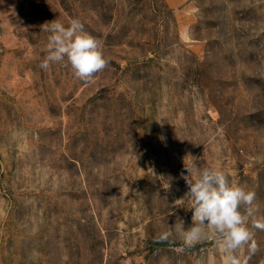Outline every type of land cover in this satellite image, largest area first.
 Masks as SVG:
<instances>
[{
    "label": "rangeland",
    "instance_id": "obj_1",
    "mask_svg": "<svg viewBox=\"0 0 264 264\" xmlns=\"http://www.w3.org/2000/svg\"><path fill=\"white\" fill-rule=\"evenodd\" d=\"M70 18L110 61L88 82L40 68ZM193 157L264 216V0H0V264H223L208 229L156 242Z\"/></svg>",
    "mask_w": 264,
    "mask_h": 264
},
{
    "label": "clouds",
    "instance_id": "obj_2",
    "mask_svg": "<svg viewBox=\"0 0 264 264\" xmlns=\"http://www.w3.org/2000/svg\"><path fill=\"white\" fill-rule=\"evenodd\" d=\"M42 27L50 34L40 68L47 70L53 64H64L71 67L75 77L88 82L109 65L102 41L87 32L79 18H70L67 26L53 20ZM185 168L188 175L182 173V178L189 190L178 201L187 198L192 224L185 229L184 220L177 217L174 227L161 232L156 242L168 241L172 230L179 229L183 245L192 248L205 238L208 229L223 253V264H249L259 250L251 228L264 231V216H256L255 192L230 180L222 170L197 166L194 157ZM158 178L169 187L163 176ZM245 250L248 256L243 255Z\"/></svg>",
    "mask_w": 264,
    "mask_h": 264
}]
</instances>
